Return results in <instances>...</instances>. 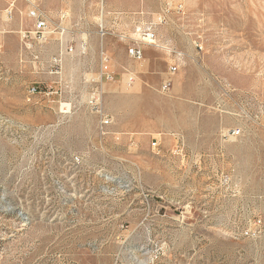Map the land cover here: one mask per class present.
Segmentation results:
<instances>
[{"label": "rangeland", "instance_id": "1", "mask_svg": "<svg viewBox=\"0 0 264 264\" xmlns=\"http://www.w3.org/2000/svg\"><path fill=\"white\" fill-rule=\"evenodd\" d=\"M39 1L66 34L0 0V264H264V0Z\"/></svg>", "mask_w": 264, "mask_h": 264}, {"label": "built area", "instance_id": "2", "mask_svg": "<svg viewBox=\"0 0 264 264\" xmlns=\"http://www.w3.org/2000/svg\"><path fill=\"white\" fill-rule=\"evenodd\" d=\"M18 0H7L8 2V7L6 9V14L7 16H11L13 13V10L15 8V4ZM27 4L26 6V14L29 19L32 20L33 27L31 30H26V33H24V37H32L35 38L39 41H46L49 40L50 36L55 30L61 29L60 34L63 36L64 34L67 33V29L62 26V22L64 21V18H67V14L62 13L60 16V22L59 24H55L53 21L50 13L42 6L41 2L39 0H24ZM102 4V13L105 11V5H104V0H101ZM142 14V13H141ZM160 21L163 20V17L160 15L159 17ZM103 22L99 23V28L102 32V36L105 34L104 31V26L102 24ZM146 30L143 32V37L141 39H137V42H145V43H153L155 40V32L152 29L153 24H148L146 25ZM75 50L74 44L71 43L70 45H67L65 47V52L68 54H72ZM77 50L79 54H85L87 51V39L86 38H81L78 42ZM143 47L140 46L138 43L135 45H129L128 46V55L135 59V60H141L144 56V51ZM63 51L60 52L62 54ZM112 60H111V55L103 49V47L100 50V73L103 78H106L108 80L113 79V72H112ZM178 66L177 65H172L170 66L169 72L170 73H175L177 70ZM170 81L165 80L162 89L166 90L169 87ZM31 91L33 93H36L38 90L36 87H32ZM113 122V118L111 115L107 113H103V111L100 110V122H99V129L100 132L105 134L107 127ZM238 134L239 129L237 130H229L228 134ZM158 143V140L154 142V145Z\"/></svg>", "mask_w": 264, "mask_h": 264}, {"label": "crops", "instance_id": "3", "mask_svg": "<svg viewBox=\"0 0 264 264\" xmlns=\"http://www.w3.org/2000/svg\"><path fill=\"white\" fill-rule=\"evenodd\" d=\"M107 7L113 12L134 11L140 9V0H107ZM180 146V145H179Z\"/></svg>", "mask_w": 264, "mask_h": 264}]
</instances>
